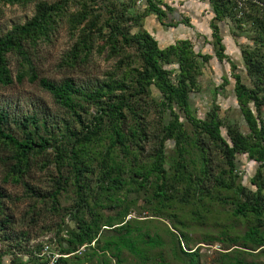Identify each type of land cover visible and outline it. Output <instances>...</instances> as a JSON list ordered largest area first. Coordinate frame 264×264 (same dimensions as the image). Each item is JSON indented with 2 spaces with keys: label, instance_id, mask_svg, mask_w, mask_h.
I'll return each mask as SVG.
<instances>
[{
  "label": "trees",
  "instance_id": "16d2710c",
  "mask_svg": "<svg viewBox=\"0 0 264 264\" xmlns=\"http://www.w3.org/2000/svg\"><path fill=\"white\" fill-rule=\"evenodd\" d=\"M96 1L102 4L100 10L92 0H0V12L9 5L35 6L31 19L0 33V86L38 84L60 111L54 113L44 101L32 100L31 108L20 114L19 102L0 99V156L5 168L0 180V264L5 256L17 255L31 257L27 262L20 259L19 264L51 263L36 259L40 245L31 250L30 232L17 225L9 184L20 185L36 201L49 200L50 213L76 224L63 230L70 234L69 245L58 249L59 258L53 264H80L99 254L102 264H110L109 254L116 264H123L125 251L138 264L152 262L150 253L164 247V241L145 232L136 220H125L132 206L123 196L128 197L130 189V193L147 192L144 205L152 217L170 220L173 230L166 228V233L173 244L171 251L185 264H200L202 255L190 248L189 226L173 205L196 214L192 209L204 207L199 202L206 200L234 206L232 217L247 221L237 233L215 223L221 230L203 237L208 243H222L223 250L241 247L232 253L220 252L218 264H264V0H197L213 8L218 59L227 58L220 22L231 21L237 34L249 42L242 55L251 84L234 76V94L247 131L223 120L215 102L204 118L193 111L190 96L200 89L202 62L209 56L197 53L189 41L162 49L142 29L150 15L166 18L168 9H163L161 0H130L119 10L114 2L108 6L111 0ZM63 22L77 40L64 63L72 67L87 63L96 41L101 40L100 52L107 51L109 59L117 60L104 79L78 83L69 76L56 82L40 76L35 65L39 46L50 44ZM11 56L19 63L16 75L10 67ZM152 87L160 92L155 103L162 114L156 133L148 126L143 105L151 100ZM170 143L174 149L168 155ZM240 156L257 164L251 179L254 189L236 180ZM35 164L40 169L54 166L50 190L44 192L30 183ZM64 194L72 195L74 201L65 207L61 205ZM63 223L59 228L63 229ZM81 248L88 249V256H79ZM154 257L158 264H168L162 254Z\"/></svg>",
  "mask_w": 264,
  "mask_h": 264
},
{
  "label": "rangeland",
  "instance_id": "374dc122",
  "mask_svg": "<svg viewBox=\"0 0 264 264\" xmlns=\"http://www.w3.org/2000/svg\"><path fill=\"white\" fill-rule=\"evenodd\" d=\"M48 2H55L57 0H45ZM95 1V9H101L102 4ZM163 3L168 0H161ZM115 3L118 6V10L122 3L130 4V0H111L107 4L110 6ZM141 2H138L139 5ZM107 4H104L106 7ZM114 5V4H113ZM75 9H73V13ZM35 13L34 4L27 5H9L2 7L0 12V33L6 32L11 29L15 24L25 23L29 19L33 17ZM108 16V15H107ZM149 18L147 17L144 22L142 29H147L149 23H147ZM175 23V22H173ZM131 25V23H128ZM147 24V25H146ZM70 26L67 22H63L59 25L56 35L52 39L50 44H41L38 50V57L36 59L35 65L37 67V71L41 77L49 78L52 81L61 82L62 80L68 78L69 76H73L78 83L86 82L90 79H96L97 77L100 79H104L107 71L112 70L117 60L115 58L109 59L107 57V51L100 52V47L103 46V41L97 40L95 44V49L90 57L89 61L85 64H80L77 66H70L64 63V60L67 59V53L72 48L74 43L77 41L76 38L70 33ZM136 29H133L135 31ZM94 32V30H93ZM96 32H94V35ZM246 38V37H245ZM10 67L14 75H16L19 71V63L15 56L10 57ZM221 84V83H220ZM249 83L248 85H250ZM218 92V90H217ZM218 93H221L220 91ZM216 93V94H218ZM213 94V93H212ZM215 94V97L217 96ZM222 94V93H221ZM214 95H208L206 98L198 99V104L194 108L195 113L198 118H204L205 113L211 108L212 100ZM160 97V92L155 87L151 88V100L154 99V102L146 99L144 101V113L147 115V123L150 130L155 133L158 132L160 128V120L162 118V114L159 113L155 101ZM230 98H234L232 91L225 90L221 96H217L218 104L220 105V113L222 119L225 121H234L241 130L247 131V125L242 119V114L237 104L232 108L230 107L229 100ZM0 99H14V102H19L21 104L18 112L21 114L23 112H27L29 110V106L31 108V103L33 101L39 100L44 101L48 106L51 107L54 113H60L57 106L53 103L51 96L42 90L38 84H32L28 81H25L23 84H15L12 87H2L0 86ZM33 100V101H32ZM94 110V109H93ZM190 135L193 136V130H189ZM223 134L226 135V130L223 129ZM194 137V136H193ZM152 145H149L147 149L151 148ZM173 143H170L167 148V154L170 155L173 153ZM221 160V157L218 156ZM2 158L0 156V180L3 178L5 174V168L2 164ZM40 164L33 167L32 176L30 178V183L45 191L50 190L52 186V172L55 171L54 166H49L46 169H40ZM218 163H216V167ZM239 177L236 179L237 182H241L243 185L248 187L249 189H254V186L251 183V179L254 177L257 171V164L253 161L248 160L247 156L239 157ZM130 187L128 185L125 187L127 189ZM8 191L13 195L14 200L10 203V206L13 208L16 218L18 219L17 225L30 232L32 240L29 244L30 249L37 245H40V252L35 251L34 255L36 259L41 257L43 259H50L51 263H55V261L59 258L58 249L61 246H68V240L70 238V234L68 231H63L65 229L75 228L76 224L71 222L68 217L63 218L61 215L57 216L48 211L51 206V202L49 200L46 201H36L35 198H30L26 195L24 189L20 185H12L9 184L6 186ZM123 190V193H126ZM128 197L123 196V198H127V201L131 203L130 214L125 218L126 221L129 219L136 220L139 222V226H144V231L148 232L151 236H158L164 241V247L158 248L152 253H150L152 262L149 264H158V258L154 257V255L162 254L165 257V260L168 264H185L182 259L174 256L171 251L173 244L171 243V238L168 233H166V228L173 230V225L170 224V220L159 219L152 217L151 210L146 208L145 199L149 198L145 196L147 192L142 191L141 193H130L133 189L128 190ZM72 195L64 194L61 198L62 206H69L73 203ZM205 206L194 207L192 211H195L196 214L191 213L188 209L181 210L178 203H174V208L176 212H179L180 216H183L186 219V224H188V232L189 237L193 239L192 241V249H198L200 254L202 255L200 259V264H218V260L220 258V252H234V249H241L238 246H227L224 247L227 250H223V244L220 242L216 243H208L203 240V237L207 234H215L218 233L220 229L219 226H216L219 223L224 228L228 227L233 233H237L238 231H243L246 227L247 221L242 220L236 217H232V213L234 210V206L222 204L219 202H209L206 200L204 203ZM147 206H149L147 204ZM228 216V218H227ZM187 217V218H186ZM63 220L65 223H63ZM216 220H219L216 222ZM19 222V223H18ZM147 222V223H145ZM62 224V228H59V225ZM145 223V224H144ZM216 223V224H215ZM245 223V224H244ZM68 227V228H67ZM221 230V229H220ZM113 234V233H106ZM225 246V245H224ZM88 252V249L81 248L79 252V256H88L85 255ZM257 253V251H254ZM108 260L110 264H116V258L112 255H108ZM17 258V259H14ZM30 256L28 255H17V257L5 256L3 264H19L20 259L24 262L30 260ZM124 263L123 264H138V259L132 257L129 252L125 251L124 255ZM248 258H251L248 256ZM102 255L99 254L91 257H86L82 260L80 264H102ZM140 262V261H139ZM32 264V263H31ZM34 264V263H33Z\"/></svg>",
  "mask_w": 264,
  "mask_h": 264
},
{
  "label": "crops",
  "instance_id": "0c3cea01",
  "mask_svg": "<svg viewBox=\"0 0 264 264\" xmlns=\"http://www.w3.org/2000/svg\"><path fill=\"white\" fill-rule=\"evenodd\" d=\"M163 4V9H168L166 18L160 19L156 15L148 16L149 25L145 31L156 38L162 49L178 41H189L194 45L197 53L209 56L208 61L202 62V74L199 76L200 89L190 96L193 111L195 112L194 108L198 104V99L206 98L210 94L214 95L211 106L214 102L218 104L217 96H221L225 90L232 91L234 95V98L229 100L230 107L235 108L234 105L237 107L234 76L240 75L246 84L251 83L242 55L243 49L249 44L248 40L245 36L237 34L231 21L220 22L218 24L219 34L227 57L220 60L216 56L213 44L212 24L215 15L212 6L207 1L168 0ZM173 22L175 25H172Z\"/></svg>",
  "mask_w": 264,
  "mask_h": 264
}]
</instances>
